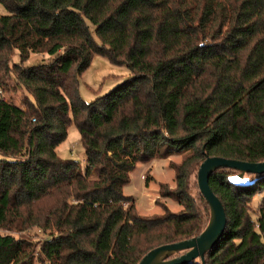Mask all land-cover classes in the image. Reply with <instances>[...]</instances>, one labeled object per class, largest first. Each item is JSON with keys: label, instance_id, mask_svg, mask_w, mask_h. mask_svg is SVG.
Returning <instances> with one entry per match:
<instances>
[{"label": "trees", "instance_id": "1", "mask_svg": "<svg viewBox=\"0 0 264 264\" xmlns=\"http://www.w3.org/2000/svg\"><path fill=\"white\" fill-rule=\"evenodd\" d=\"M0 3V89L8 76L24 92L22 104L0 92V264H138L206 228L210 207L190 177L207 156L264 161V0ZM32 54L48 57L26 65ZM95 55L131 76L87 102L80 76ZM72 124L85 168L58 151ZM176 154L188 156L160 197L183 209L139 214L124 192L131 172ZM237 173L211 175L227 228L188 264H264V174L236 185Z\"/></svg>", "mask_w": 264, "mask_h": 264}, {"label": "rangeland", "instance_id": "2", "mask_svg": "<svg viewBox=\"0 0 264 264\" xmlns=\"http://www.w3.org/2000/svg\"><path fill=\"white\" fill-rule=\"evenodd\" d=\"M8 13L9 11L6 6L0 3V14ZM96 38L99 40L97 36ZM44 57L48 56L44 54H32L25 64H36ZM130 76L131 71L127 65L115 64L105 56L95 55L90 67L80 76V94L85 101L92 102L98 97L113 90ZM2 79L7 82L5 86L6 89L2 93L3 96L16 104H22L23 90L21 88H13L14 81L8 76ZM58 151L61 157L76 159L80 161L82 167L85 168V148L81 142L80 132L75 124L70 126L68 137L60 144ZM187 156V154H176L167 159H154L148 163H139L131 172V181L125 186L124 192L127 195L134 196L136 199L137 212L139 214H161L164 212L165 205L174 212L183 209V207L174 200L160 197V187L162 183H167L170 188H176V173L173 166L181 164ZM198 169H196L190 177V188L194 195L199 194L197 182ZM258 206L259 196L255 197L252 202L254 210H256ZM27 233L33 239H43L45 237V234L38 228L29 230Z\"/></svg>", "mask_w": 264, "mask_h": 264}, {"label": "water", "instance_id": "3", "mask_svg": "<svg viewBox=\"0 0 264 264\" xmlns=\"http://www.w3.org/2000/svg\"><path fill=\"white\" fill-rule=\"evenodd\" d=\"M220 168H231L238 173L230 177L236 185L246 184L247 174H264V161L250 162L222 156H207L197 175L200 192L210 207V219L206 228L190 239L167 243L151 249L138 264H188L197 258L203 261L223 237L228 223L224 205L210 185L211 175ZM184 251V252H183ZM178 252L181 255L174 256Z\"/></svg>", "mask_w": 264, "mask_h": 264}, {"label": "built area", "instance_id": "4", "mask_svg": "<svg viewBox=\"0 0 264 264\" xmlns=\"http://www.w3.org/2000/svg\"><path fill=\"white\" fill-rule=\"evenodd\" d=\"M0 92L2 93V90L0 89Z\"/></svg>", "mask_w": 264, "mask_h": 264}]
</instances>
